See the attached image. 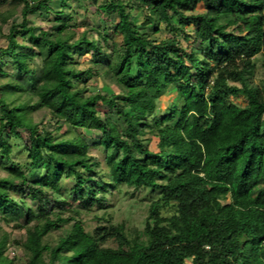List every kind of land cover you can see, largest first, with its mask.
Wrapping results in <instances>:
<instances>
[{
  "label": "trees",
  "instance_id": "trees-1",
  "mask_svg": "<svg viewBox=\"0 0 264 264\" xmlns=\"http://www.w3.org/2000/svg\"><path fill=\"white\" fill-rule=\"evenodd\" d=\"M20 1L21 21L9 26L0 47V58L25 78L1 83L7 74L0 62V165L7 171L0 214L22 216L24 264H264V71L260 87L244 76L253 57L264 54V0H102L98 12L117 16L112 37L99 32L102 45L86 32L71 41L61 14L48 30L33 26L28 15L50 12L49 0ZM135 9L143 13L139 24ZM160 25L169 36L151 38ZM73 53H91L94 67L77 68ZM101 72L117 93L85 96L76 87ZM172 86L176 99L161 111L158 101ZM240 97L244 105L236 103ZM35 110L47 111L55 126L34 123ZM63 126L97 132L108 180L82 136L56 134ZM18 130L26 132L23 164L12 161L8 142ZM148 133L157 151L144 144ZM64 179L72 181L71 202L51 200L50 193L62 195ZM121 185L157 192L145 238H130L123 224L108 220L86 231L77 210L63 213L74 203L103 206L102 194ZM11 190L27 192L39 214ZM69 222L53 244L46 242ZM5 249L0 234V264H13Z\"/></svg>",
  "mask_w": 264,
  "mask_h": 264
},
{
  "label": "rangeland",
  "instance_id": "rangeland-1",
  "mask_svg": "<svg viewBox=\"0 0 264 264\" xmlns=\"http://www.w3.org/2000/svg\"><path fill=\"white\" fill-rule=\"evenodd\" d=\"M102 0H96L94 3L92 0H70L65 5H60L58 1H47V4L51 8L50 12L39 11L35 14L28 15V19L35 27H39L48 30L51 27L52 22L59 14L68 26L71 27V41L76 40L86 32L88 38H93L98 44L102 45V40L99 37V32L108 37L113 36V29L117 23V16L115 14L104 15L99 13L97 5ZM198 8V7H197ZM21 9L22 2L20 0H0V47L6 45V34L9 26L12 23H19L21 21ZM136 16V22L139 24L143 20V13L139 9H135L133 12ZM151 14V12H149ZM142 31L149 30V27L141 28ZM169 36V33L165 31L163 25H160V31L151 35V38L160 40ZM17 41L21 44H26L25 38L17 35ZM111 43V41H110ZM20 49V48H19ZM22 50V49H20ZM111 48L109 47V52ZM73 62L77 68H93L94 63L91 60V53L80 56L77 53L72 54ZM108 59L113 60L110 55ZM253 63L248 67L245 72V81L248 86L260 87L263 80V63L264 54L259 53L253 57ZM39 57L35 58L33 66H37L40 62ZM97 61H104L103 58L97 59ZM1 70L6 72L7 76L1 77V83L7 82L9 78L15 80H22L24 78L20 72L13 67L10 60L6 56L0 58ZM25 79V78H24ZM84 88V95L88 96L91 93L100 92L104 94L117 93L119 89L111 81H109L104 73L95 76L91 80L81 83H76V87ZM176 99L175 88L172 86L168 89L165 95L158 101V109L163 110L168 102H173ZM237 104L244 105L245 101L243 97L235 100ZM99 116L103 117L105 109L99 107ZM31 119L34 123L40 126L54 127V121L50 114L45 110H35L31 113ZM151 119V117L149 118ZM58 136L71 137L74 135L82 136L89 144L88 152L98 163V170L105 180H108L106 173L108 167L105 163V153L102 149L96 145L98 142L95 131H87L83 129L68 130L65 126L56 133ZM8 142L13 147L12 161L23 164L25 161V145H26V132L24 130H18L16 135H9ZM144 144L151 150L157 151V139L150 133L145 137ZM1 164V162H0ZM25 174L28 176L29 172L25 170ZM7 175V171L0 165V177ZM36 176H34L35 178ZM72 185L71 179H64L62 181L63 193L62 195L50 193L49 198L51 200H64L71 202L69 196V188ZM10 194L16 200L25 204L26 208L33 211L35 214H39V207L37 202H34L30 195L25 191L11 190ZM102 196L106 199V203L103 206L93 205L89 208H80L77 203L72 204V207H67L64 214H68V211L77 210L75 213L77 220L83 223L86 231H92L97 226H104L108 223L123 224L125 226L128 237L132 238L138 234L142 238H145L142 233L145 226V219L148 215L149 204L152 200L157 198V192L152 193L145 189H133L124 185L119 186L117 189L103 193ZM50 206H54L53 202H50ZM56 211L58 209H55ZM163 214L169 215L172 210H164ZM22 216L17 213L0 214V234L5 235L6 249L4 256L13 262V264H24L26 261V252L22 247V242L26 239L27 227H19L22 225ZM108 220V223L105 221ZM72 222L62 225L59 229L53 230L45 238L46 242L53 244L59 235H61L62 229L71 225ZM150 224H153V220H150ZM113 248H118L116 242H109L107 244Z\"/></svg>",
  "mask_w": 264,
  "mask_h": 264
}]
</instances>
